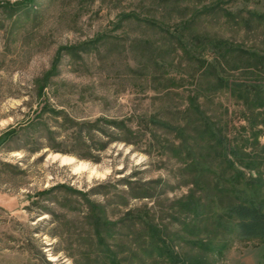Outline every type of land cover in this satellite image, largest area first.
<instances>
[{
    "label": "rangeland",
    "instance_id": "rangeland-1",
    "mask_svg": "<svg viewBox=\"0 0 264 264\" xmlns=\"http://www.w3.org/2000/svg\"><path fill=\"white\" fill-rule=\"evenodd\" d=\"M247 52L264 56V0H0V264H169L147 253L146 223L193 256L178 237L199 220L223 245L207 264H262L260 240L216 222L232 199L219 189L264 206V109L228 88L264 90ZM201 117L242 151L234 168L205 151ZM192 196L197 222L180 208Z\"/></svg>",
    "mask_w": 264,
    "mask_h": 264
},
{
    "label": "trees",
    "instance_id": "trees-1",
    "mask_svg": "<svg viewBox=\"0 0 264 264\" xmlns=\"http://www.w3.org/2000/svg\"><path fill=\"white\" fill-rule=\"evenodd\" d=\"M189 24L190 21L188 20L183 22L181 31H184L186 28H188ZM198 40L199 38L191 36L190 39L185 42V48L189 49L190 47H193L194 42ZM180 41L182 43L184 39ZM204 41L208 44V47L210 49L215 50L216 58L221 60L228 59V52H230L233 48L231 44L224 40L216 39L212 41L209 39H205ZM248 56L249 61L264 68V56L256 53H248ZM209 68H213L212 65H210ZM217 81L219 86L227 88V83L222 79V76L218 75ZM228 88H230V90L232 91L231 94L238 96L239 100H241L245 104V106L249 108L253 107L264 109V90L259 89L256 86L247 87L235 85L233 86V88L231 86H229ZM189 104L191 109L195 112L199 110V107L196 105V99H191ZM200 120L203 127L199 137L205 140V151H207L208 153L214 152L217 158L222 159L220 161L225 162V168H228L229 170L234 168V162L227 160L226 157L228 154H231L236 162H241L243 160L241 158L242 151L229 148L225 144V142L222 141L220 135H216L215 130L210 129V123L208 121H204L203 117H201ZM183 152L185 156L189 155V151L187 152L183 150ZM199 159L200 163L205 164L207 157L201 155ZM199 166L203 165L199 164ZM243 175L244 174L242 172L236 173V177L234 178L242 177ZM256 178L260 181L257 176L251 179V182L256 181L254 180ZM247 183H245V185H247ZM252 187L255 192L256 187L259 186L253 184ZM217 193H224L227 199L232 198L227 200L226 204L224 205V214L219 216L218 221L216 220L217 225L221 228V230L227 235H235L244 240L258 239L264 245V206L263 203L256 201L257 196H247L244 190L235 191L234 195H232L228 190H224L223 192L222 189H219ZM180 208H182L184 213L191 214L192 219L196 220V222L197 219L204 216V209L202 208L201 202L193 198V196L191 198H187L186 202L180 203ZM221 219H224V221L226 222L225 225L220 224ZM199 222L200 220L197 222V224H194L192 228L188 229L190 232L189 236L191 237H178V239L180 238L179 240H182V242L184 241L185 244L191 245L193 249L198 250L200 254H196L193 256H191L190 254H184L181 256L175 254L173 248L169 245L170 240L168 239V237H164L159 227L153 225L150 222L146 223V228L144 229L145 235L143 236L148 242L147 253L150 255L156 254L157 258H165L164 261L168 262L169 264H207L205 256L214 252L220 253L219 250L223 248V245L218 244L216 238H212L211 233L207 232L206 228L204 229V227H200ZM99 225H102L104 227V234H107L109 230L108 228L111 224L101 223ZM185 227L187 229V226ZM199 234H205V237L208 238V240L202 241L198 239ZM109 235L110 233L101 238H111V236ZM109 255L111 256V261L116 263V256L111 252H109ZM262 264H264V261Z\"/></svg>",
    "mask_w": 264,
    "mask_h": 264
},
{
    "label": "bare ground",
    "instance_id": "bare-ground-1",
    "mask_svg": "<svg viewBox=\"0 0 264 264\" xmlns=\"http://www.w3.org/2000/svg\"><path fill=\"white\" fill-rule=\"evenodd\" d=\"M66 160H68L67 158H62V161H66Z\"/></svg>",
    "mask_w": 264,
    "mask_h": 264
}]
</instances>
